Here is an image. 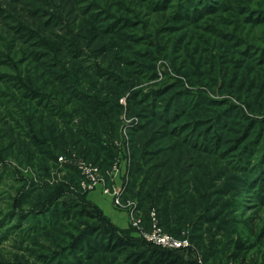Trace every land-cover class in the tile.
Here are the masks:
<instances>
[{"label":"rangeland","instance_id":"obj_1","mask_svg":"<svg viewBox=\"0 0 264 264\" xmlns=\"http://www.w3.org/2000/svg\"><path fill=\"white\" fill-rule=\"evenodd\" d=\"M148 1L0 0V264H58V258L75 264L84 258L75 242L100 219L41 227L40 215L11 214L35 210L64 189L83 196L92 212L101 211L128 237L142 238L133 217L149 228L155 212L164 231L189 238L191 246L181 254L186 259L264 264V233L259 243L245 225L252 220L257 230L264 228V202L247 182L264 163V69L255 61L264 46V0H221L216 12L191 24L173 20L182 0H169L165 12L153 14L147 13L154 10ZM241 8L258 15L245 19ZM117 19L118 31L105 30ZM247 46L252 56L243 53ZM110 73L116 76L108 78ZM24 83L31 92L40 87L41 96L55 102L57 116L48 117L44 103L26 98ZM169 85L166 93L151 97ZM71 90L95 102L98 113L84 114L88 103ZM200 94L207 98H196ZM211 99H229L232 106L208 103ZM74 106L83 111L73 114ZM70 114L81 126L64 123ZM177 126L186 131L177 133ZM69 129L74 143L53 149L57 136L70 138ZM28 133L36 139L46 134L49 148H35ZM73 153L101 172L121 162L122 206L102 185L81 187L77 169L58 160ZM157 163L163 164L160 172L174 169L181 177L180 191L172 183V191L159 196L164 177L151 171ZM105 196L122 218L107 211ZM101 257L80 264H125L119 254Z\"/></svg>","mask_w":264,"mask_h":264},{"label":"trees","instance_id":"obj_2","mask_svg":"<svg viewBox=\"0 0 264 264\" xmlns=\"http://www.w3.org/2000/svg\"><path fill=\"white\" fill-rule=\"evenodd\" d=\"M147 1L148 5L150 4V2L148 0H144ZM221 0H182L179 1L177 3V11L176 13H174V18L173 20L176 21L178 19H184L186 20L187 24H191V23H195L196 21H198L199 19H203L204 17L208 16L210 13H214L217 11V8L220 4ZM169 0H163V4H162V0H159L157 2H155V0H151V5H153V9L152 11H148L147 13H155L159 12V11H163L165 12L164 9H167V4H168ZM186 2V3H185ZM188 3V4H187ZM238 4V2L236 3ZM164 7V8H161ZM237 8V6H236ZM232 10V9H230ZM236 10V9H235ZM241 13L244 15V17H246L245 19L251 20V16H256L258 15V11L257 10H251L249 8H241ZM234 12V10H233ZM256 20H258L257 22H261L263 19H261L260 17L255 18ZM118 19L116 20V22H114L111 26L105 28V30H109L108 32L114 33L115 31H118L117 29L122 25H118ZM248 22V21H246ZM187 27V25H186ZM213 30V28H207V31ZM121 33H123V31L120 30ZM129 39H134L136 41L139 40V38L137 36H131L129 34L124 35ZM229 37L228 35L226 36V38ZM251 45V44H248ZM264 45V44H263ZM252 46V45H251ZM260 48V47H259ZM258 48V49H259ZM101 51H106L107 46L106 45H102V47L100 48ZM253 48L247 46V51H243L244 54H246L247 56H252L250 55V51ZM264 46L261 47V49L258 50V53H260V51H262V53L259 54L258 57H256L257 59H255L256 63L260 64L263 69H264ZM93 69V68H92ZM91 71H95V70H91ZM96 73H103L102 70L99 71H95ZM116 75H113L110 73V76L108 78L114 77ZM64 76L62 75H58L57 74V79L63 80ZM30 86H32L31 81L29 80ZM25 84V83H24ZM26 88H22L25 91L23 92V95L26 98H32L33 100L37 101V105H41L44 103V105L40 106L42 108V110H45V114L47 112V114H49L48 117H52V116H57L58 111L56 110L57 106H55V102H53L52 100L50 101L49 98H46L44 96H41L42 93H40L41 91L39 90L40 87L38 86H34L33 90H35L36 92H31V90H29V86L26 85ZM67 88H69V86H67ZM171 88V85L161 88L160 90H153L151 92V97H156L158 95H161L163 93H166L169 89ZM27 89V90H26ZM76 90H71V95L72 96H78L82 99H85V102L88 103L87 106H85L89 112H83L84 114L87 115H91L94 117L95 113H98V108H97V104L93 101H91V99H87V97L85 96H80V94L76 93ZM32 93H36L34 96ZM38 94V95H37ZM46 95V94H45ZM101 98V97H100ZM196 98L199 99H206L207 97L205 96V94H200L198 95ZM44 99V101H43ZM89 101V102H88ZM66 102V100H65ZM103 102H107V100H103ZM230 100L226 99V100H216V99H211L210 102L208 103H212L214 105H228L227 107H230L232 105L226 104L229 103ZM49 103V105H48ZM224 103V104H223ZM232 104V103H231ZM80 111H83V107L82 106H74L72 109V113L73 114H77ZM154 114H156L155 112H153ZM102 114L104 115V113L102 112ZM176 114V113H175ZM234 115V114H233ZM238 115V114H237ZM68 116V115H66ZM177 116V114L175 115V117ZM23 119H25V115L20 116ZM28 120L33 119L32 117L26 116ZM65 119V116H61V119L63 118ZM219 117V116H218ZM216 117V118H218ZM222 117V116H221ZM69 119L64 120V123L69 125L70 127H74V126H81V123L83 122H78L77 124L73 123L74 118L71 116H68ZM114 116H110V119H113ZM46 119V118H45ZM220 119V118H218ZM55 124H60V122H54ZM88 123V122H85ZM252 124H255V122H253ZM185 126H181V127H173V130L176 131L177 133H182L185 130ZM180 130V131H179ZM79 131V130H78ZM68 135H70V138L64 137L61 135L57 136V139H55V143H54V148L53 149H61L63 147H66L67 145H70L72 143H74V132L69 129V131L67 132ZM249 134V130L246 131V135L245 137ZM41 135V134H40ZM42 137L36 139L34 134H27L26 137L28 139H30V141L33 143V145H35L34 147H47L49 148V141L45 135H41ZM81 138H79L80 140ZM96 139V138H93ZM93 142L95 140H92ZM97 141V140H96ZM95 141V142H96ZM219 141V140H217ZM76 142V140H75ZM76 144V143H75ZM197 147H199V144H196ZM42 154H46L47 150L46 149H41L40 150ZM49 157H53L55 160H57V155H50ZM163 164L157 163L156 167H153L151 169V171H154L155 169H157L159 172H157L156 178L162 180L163 179V184L162 186H160V188L158 189V194L159 196L161 195H165L167 192H169L170 190V186L172 183H174V187H172V189L174 190L175 193H177V191L181 190V186H182V179L181 177H179L177 175V173H175V170H171L169 173H165L164 172H160V169H162ZM186 170H188V167L186 168ZM153 172L149 173V177L153 176L152 175ZM147 176V177H148ZM147 177L145 179H143V181H146ZM161 177H164L161 179ZM155 178V179H156ZM142 181V183H143ZM251 181V185H252V190L251 192L256 194L258 193V198L259 200H262V202H264V163L260 164L257 169L251 171L250 177L247 179V182ZM246 182V183H247ZM185 183H189V180L187 178V180H185ZM31 189L33 187H30ZM28 190L27 193V197L31 196L30 193V189ZM172 189L170 190V192L172 191ZM34 191V190H33ZM72 192V191H71ZM29 195V196H28ZM56 198L53 197L51 198L47 203H45L43 206L36 208L35 210H22L19 212H16L15 210L13 212H11L12 216L16 215L19 213V216H26V213H30V214H34V215H40L41 218L43 217L45 219V221H43V224H41V227H44L46 225H50V224H56V223H60V222H64V223H70L75 219L81 218V217H88V218H92L95 220L99 219L101 220V224L99 223L98 226H96L95 228H91V230H89V233L87 232V235H85V237H81L83 235L80 236V238L78 239L77 242H75V247H77L78 249H80V252L82 255H84V258L86 259H93V256H103V255H116L119 254V256L122 258L123 262L125 264H198L197 261L191 260V259H186L184 256H182V252L180 250H176V249H168V248H164L162 246L156 245L154 243L148 242L147 240H145L143 237L140 239H137L135 237H128L126 232H123L121 230H119L116 226H114L113 224H111L107 218L105 216L102 215L101 211L98 213H94L92 212L89 207L88 204L83 200V196L79 195L78 193L75 194L74 192L69 193V191H66L64 189V191H61L60 193H58L57 195L55 194ZM257 196V195H256ZM35 199V198H34ZM169 200L171 202H174L172 200H174V196H170ZM168 203V202H166ZM176 204L179 205V203L175 202ZM185 204H187V202L185 201ZM156 205V204H154ZM168 205V204H166ZM183 205V204H182ZM171 206H173L171 204ZM174 207V206H173ZM168 210L171 212L173 209L172 207H170L168 205ZM149 213V212H148ZM28 214V215H30ZM49 215V217H48ZM36 220H37V216H36ZM250 232L256 236L257 241L260 243L263 239V233H264V228L263 229H259L257 230L256 225H253L252 220H248L245 224ZM40 227V228H41ZM88 231V230H87ZM168 232V231H167ZM86 233V231H85ZM172 234V232H169ZM88 235L91 237H95V238H90V240H88ZM174 235V233H173ZM175 236H178L177 234ZM83 239V240H82ZM92 239V240H91ZM86 248H88V251H86ZM133 249V250H132ZM60 255V254H59ZM76 256H81V255H76ZM118 256V255H117ZM117 256H113V261L114 259L117 258ZM53 259H55L57 257V254H53ZM83 258V259H84ZM102 258V257H101ZM48 259V257L46 258ZM82 258H78V261H76L75 264H80L81 261L83 260ZM208 259L209 258H203V261L206 264H210L208 263ZM52 260L49 259L48 261ZM105 259L101 262H107ZM56 261V260H55ZM63 259H59L58 258V264H62L63 263ZM99 262V263H101ZM66 264H73L69 261L66 262ZM94 264V263H91Z\"/></svg>","mask_w":264,"mask_h":264},{"label":"built area","instance_id":"obj_3","mask_svg":"<svg viewBox=\"0 0 264 264\" xmlns=\"http://www.w3.org/2000/svg\"><path fill=\"white\" fill-rule=\"evenodd\" d=\"M58 160L62 165H72L77 169L81 178L80 185L83 189L90 190L98 185H102L104 187V192L113 196L115 204L122 206V187L121 184H119V180L121 177H124V171L122 170L120 161H116L112 164L110 169L101 172L99 166L86 161L84 158L78 157L75 153L61 155ZM128 204L131 205L132 202L128 201ZM151 215L152 224L149 228L143 227L142 219L138 215L133 217L132 220V225L140 231L141 236L145 240L168 249H176L183 252L189 250L191 243L188 237H177L164 231L162 227L158 225L155 212H152ZM189 258L193 260L197 259L199 264H206L198 255Z\"/></svg>","mask_w":264,"mask_h":264},{"label":"crops","instance_id":"obj_4","mask_svg":"<svg viewBox=\"0 0 264 264\" xmlns=\"http://www.w3.org/2000/svg\"><path fill=\"white\" fill-rule=\"evenodd\" d=\"M105 197H106V199L103 200V203H104L105 206H107V204L109 205V208H108L107 211L110 212V213H113L114 216H117V217L122 218V216H123L122 213L117 212V211H114V210L111 208V205H110L111 198H110L109 196H105ZM112 211H113V212H112Z\"/></svg>","mask_w":264,"mask_h":264}]
</instances>
